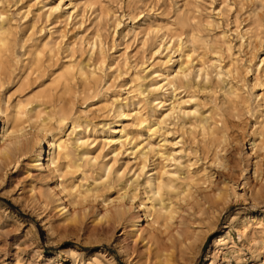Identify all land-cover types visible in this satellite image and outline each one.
<instances>
[{
	"label": "rangeland",
	"instance_id": "1",
	"mask_svg": "<svg viewBox=\"0 0 264 264\" xmlns=\"http://www.w3.org/2000/svg\"><path fill=\"white\" fill-rule=\"evenodd\" d=\"M1 31L0 264H264V0H0Z\"/></svg>",
	"mask_w": 264,
	"mask_h": 264
},
{
	"label": "bare ground",
	"instance_id": "2",
	"mask_svg": "<svg viewBox=\"0 0 264 264\" xmlns=\"http://www.w3.org/2000/svg\"><path fill=\"white\" fill-rule=\"evenodd\" d=\"M3 29V28H2ZM3 31L0 32V42L4 43L5 42V37L3 35ZM162 45V44H161ZM161 48V47H160ZM189 55V54H188ZM191 55V53H190ZM186 61V60H185ZM189 61V60H188ZM187 63V62H185ZM70 70H73V66H69ZM202 70V69H201ZM79 73L81 75H85L86 74V71L83 69V68H79ZM166 77V76H165ZM60 79V78H59ZM168 80V79H167ZM169 85L171 84L172 85V81L169 79L168 82H167ZM157 89V88H156ZM123 109V108H122ZM136 111V110H135ZM138 112V111H137ZM125 113V112H124ZM124 115V114H123ZM145 115V114H144ZM65 117L61 116L59 117L58 121L59 123L62 121L63 123V120H64ZM151 121V120H150ZM262 121L264 122V113H263V118H262ZM158 122V121H157ZM19 123V122H17ZM46 123V122H45ZM138 123V122H137ZM41 126V124H39ZM44 126H46L47 128V124H43ZM138 125V124H137ZM140 126V125H139ZM155 126V125H154ZM12 127V126H11ZM42 128H44L42 126ZM118 130V129H117ZM151 130V129H150ZM50 131V129H49ZM55 134V133H54ZM126 135L128 136V134L126 133ZM69 137V135H67ZM66 136V137H67ZM124 137V136H123ZM111 139V138H110ZM76 141H81V142H84L85 143V140H84V137L83 135L81 134L80 136H78V138L76 139ZM111 142H114V139H111L110 140ZM71 142H69V138H56V136L54 135L53 138H52V141H51V149H52V162L57 164V162L59 161L60 157H65V158H70V156L73 154V150H72V146L70 145ZM164 146V145H163ZM137 147V145H136ZM155 147V146H154ZM146 148V147H145ZM89 150V149H88ZM51 151V150H50ZM117 153V151H114ZM84 153H88L87 151H84ZM83 153V154H84ZM92 153V152H91ZM115 153V154H116ZM160 153V152H159ZM162 153V152H161ZM160 153V154H161ZM168 153V152H167ZM43 154H44V148L41 146L40 149H39V152L36 153V155L34 156V160L36 161V163L38 164V166L42 167L43 166V161H42V158H43ZM90 154V153H89ZM88 155V154H86ZM70 163V162H68ZM113 164V163H112ZM142 164V163H141ZM109 166V164H108ZM112 167V166H111ZM111 167H107V169L109 170ZM142 167V166H141ZM68 168V167H67ZM122 171V170H120ZM122 173V172H121ZM148 183L150 184V186H153L154 185V188H153V191L155 194H158V195H161L162 194V191L163 189L165 188L166 184H164V172H161L159 170L156 171V176L152 177L151 179L148 180ZM32 185L30 186V189L29 190H36L37 189V185L35 183H31ZM79 188V187H78ZM78 190V189H77ZM83 192V191H82ZM81 194H84V193H81ZM62 208V206H61ZM160 247V246H159ZM165 247H161V249H163ZM159 249V248H158ZM167 249V248H166ZM165 249V250H166ZM159 251H161L160 249L156 251V255H158ZM165 252V251H164ZM163 254H166V253H163ZM159 255L161 256L162 254L159 253ZM166 256L167 258V254L164 255ZM158 257V256H157ZM159 258V257H158ZM157 258V260H158ZM165 258H163L164 260ZM166 260H169V259H166ZM168 263V261H166ZM160 261V259H159ZM155 262H156V259H155ZM162 262V259L160 261V263ZM158 263V262H157ZM156 263V264H157ZM163 263V262H162ZM166 263V264H167Z\"/></svg>",
	"mask_w": 264,
	"mask_h": 264
}]
</instances>
